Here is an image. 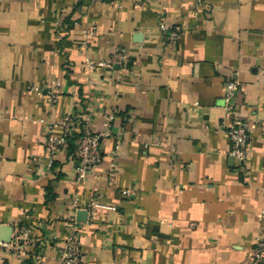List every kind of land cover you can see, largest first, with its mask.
<instances>
[{"label": "crops", "instance_id": "obj_1", "mask_svg": "<svg viewBox=\"0 0 264 264\" xmlns=\"http://www.w3.org/2000/svg\"><path fill=\"white\" fill-rule=\"evenodd\" d=\"M116 51L126 68L87 70ZM110 115L102 163L79 184L75 140ZM69 117L52 163L47 136ZM233 119L249 129L244 162ZM263 206L264 0H0V228L13 230L1 238L19 226L32 238L26 254L0 247V264H62L73 229L85 264H254Z\"/></svg>", "mask_w": 264, "mask_h": 264}, {"label": "built area", "instance_id": "obj_2", "mask_svg": "<svg viewBox=\"0 0 264 264\" xmlns=\"http://www.w3.org/2000/svg\"><path fill=\"white\" fill-rule=\"evenodd\" d=\"M160 31L164 38L170 45H175L180 36V31L177 28L171 27L167 23H161ZM93 31L87 35L92 36ZM86 46V41L83 42ZM127 56L126 54L116 51L111 56L100 62L86 60L85 65L89 71H114L121 68H126ZM242 89L237 76L231 77L225 84V97L227 112L229 115L235 112V97ZM39 92V91H38ZM114 116H108L105 124V131L100 133H92L89 130H84L75 140L73 149V159L76 163V176L79 184H84L87 177L92 174L102 163L103 157L101 153V144L104 138L110 136L111 122ZM74 118L69 117L61 124L63 133L57 135L54 131H50L47 136V148L51 155L53 163L54 157L61 149L69 148V138L72 134V127L74 125ZM227 134L232 142V150L230 155L234 159L244 162L248 158L250 134L248 126L245 122L233 119L232 122L226 124ZM124 196H130L131 191H123ZM75 210L81 209L77 202L74 201L73 205ZM91 208H101L107 210H116L115 207L104 206L98 204L96 201L92 202ZM88 211V210H87ZM258 222L260 224V232L256 239L255 246L251 250L250 258L254 264H264V206L261 208ZM30 228L26 226H19L17 232L13 235L10 242H0V247L17 250L26 254V248L32 245V238L30 235ZM45 257L43 255L36 256V264H43ZM61 263L62 264H85L83 261V249L79 239V233L76 229L70 231L67 235L64 245L61 250Z\"/></svg>", "mask_w": 264, "mask_h": 264}, {"label": "water", "instance_id": "obj_3", "mask_svg": "<svg viewBox=\"0 0 264 264\" xmlns=\"http://www.w3.org/2000/svg\"><path fill=\"white\" fill-rule=\"evenodd\" d=\"M87 215H88V211H86V210L78 212V216L83 217V219H84L83 221L86 220ZM7 229H8V232L13 231L12 228H6V227L0 228V242H10L11 241V236H9V238H1L3 232H5V230H7Z\"/></svg>", "mask_w": 264, "mask_h": 264}, {"label": "trees", "instance_id": "obj_4", "mask_svg": "<svg viewBox=\"0 0 264 264\" xmlns=\"http://www.w3.org/2000/svg\"><path fill=\"white\" fill-rule=\"evenodd\" d=\"M70 139V138H69ZM70 147V146H69ZM73 150V149H72Z\"/></svg>", "mask_w": 264, "mask_h": 264}]
</instances>
